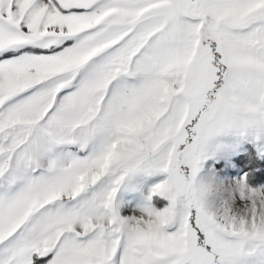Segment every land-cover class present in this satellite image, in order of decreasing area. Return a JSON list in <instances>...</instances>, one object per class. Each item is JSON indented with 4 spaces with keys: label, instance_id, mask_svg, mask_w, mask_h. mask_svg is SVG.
I'll return each instance as SVG.
<instances>
[{
    "label": "snow or ice",
    "instance_id": "obj_1",
    "mask_svg": "<svg viewBox=\"0 0 264 264\" xmlns=\"http://www.w3.org/2000/svg\"><path fill=\"white\" fill-rule=\"evenodd\" d=\"M0 264H264V0H0Z\"/></svg>",
    "mask_w": 264,
    "mask_h": 264
}]
</instances>
